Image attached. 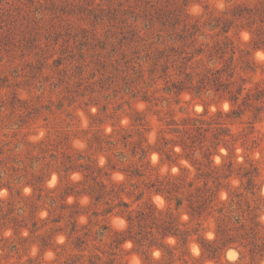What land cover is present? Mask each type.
Returning <instances> with one entry per match:
<instances>
[{
  "label": "rangeland",
  "instance_id": "rangeland-1",
  "mask_svg": "<svg viewBox=\"0 0 264 264\" xmlns=\"http://www.w3.org/2000/svg\"><path fill=\"white\" fill-rule=\"evenodd\" d=\"M247 6H264V0H0V264H55L78 253L65 232L73 220L87 223L83 212L95 208L85 191L93 183L88 164L101 169L96 175L108 184L107 199L119 191L131 209L146 203L173 208L181 228L190 231L186 245L166 239V257L170 251L173 264H264V254L232 242L224 246L217 231L224 217L218 208L224 207L225 215L233 216L231 236L243 232L236 230L235 217H240L247 230L259 223L264 239V98L243 106L241 116L223 119L231 131L230 148H212L210 157L220 172L231 164L234 173L221 179L210 213L191 216L186 199L176 209L174 201L147 186L171 174L197 176L180 145L172 147L174 162L167 159L173 144L163 148L162 137L177 136L170 132L174 123L184 128L197 114L236 107L226 93L214 90L180 95L166 90L164 76L159 77L164 59L157 57L166 46L160 41L174 29L163 22L179 14L178 30L184 23L198 24L200 31L188 39L186 50L202 47L204 53L191 63L198 71L229 64L245 95L247 89H264V47H254L252 32L260 22L249 25L246 17L233 15ZM224 19L232 23L227 33ZM227 39L235 53L229 48L227 61H211L214 46ZM153 67L158 73L150 72ZM170 74L168 79H178L173 68ZM194 156L206 163L199 152ZM136 167L143 176L129 175ZM245 171H251L253 186ZM77 209L81 213L72 215ZM98 218L108 230L90 242L87 256L104 251L123 264L162 258L161 249L141 248L131 240L114 249L113 239L127 221L117 210ZM96 220L92 236L99 229Z\"/></svg>",
  "mask_w": 264,
  "mask_h": 264
},
{
  "label": "trees",
  "instance_id": "trees-1",
  "mask_svg": "<svg viewBox=\"0 0 264 264\" xmlns=\"http://www.w3.org/2000/svg\"><path fill=\"white\" fill-rule=\"evenodd\" d=\"M179 15V14H178ZM174 17L170 22L165 20L163 25L167 24L174 29V33L170 34L167 39L160 38V42L166 45L159 51L157 59H164V63L161 65L162 74L159 77H163L166 83V90L173 92L176 95H180L184 91L195 92L197 94L203 91L214 90L217 93H226L228 99L236 105L231 112H224L222 110L217 111L215 114H209L208 112L197 114L195 117L188 118V123L184 128H180L178 124L174 123L175 127L171 129V133L176 134L175 138L168 139L163 136V148L168 147L170 143L173 145L166 151L167 159L174 162L172 159V147L177 144L180 145L185 153V157L189 159L196 169L198 170L195 179H188L183 176V172L179 174H171L162 178H157L155 181L147 184L148 188H154V191L163 195L169 201L175 202V208L178 209L183 205L184 200L188 201L189 213L191 216H203L204 213H210L211 209L216 206V202L219 199L221 179H229L233 175L231 164L229 167L220 172V166L214 165V161L211 159L212 148H217L219 145H223L230 148L228 137H231V131L225 126L223 122L224 117H230L232 114L241 116L243 114V106H250L252 100L260 101L264 98V89H256V92L252 93V89H247L245 95L243 92L246 90L243 84H237L234 79L235 70L231 69L229 64H224L222 67H206L202 71H198L196 65L191 63L195 57L204 53L202 47L194 49L192 52H187L186 49L190 47L188 39L193 38L198 31H200L198 24L184 23L181 30H178L181 17ZM234 17H246L249 21V25L260 22L256 29H252L254 34L253 42L254 47H264V6L258 7H244L239 11L233 13ZM180 16V15H179ZM174 20V22H173ZM222 31L228 32L232 25L229 19L222 21ZM219 26L220 23L215 24ZM175 34V35H173ZM181 43V45H178ZM233 43L227 39L223 43H217L214 46V50L209 53V57L212 60L227 61L226 55L229 53V48L232 54L235 53ZM233 60V55L229 58ZM198 62V61H196ZM176 71L178 79H168L171 69ZM151 73H158L157 67H153L150 70ZM147 99V96H144ZM241 101L242 103H238ZM139 119V118H138ZM142 125V124H141ZM199 152L203 158L206 159V163H202L194 155ZM141 159L146 157V150H141ZM71 167V166H70ZM116 166L114 165L113 168ZM69 169V168H67ZM85 169L88 171L87 176H91L93 183L89 186L88 190H85L92 200V204L95 208L91 212L85 211L88 221L81 225L78 220L70 222V230L65 232L68 239H72V245L78 253L71 255L64 262L55 264H123L117 263L113 257H105V252H93L88 256L84 254L90 242L97 240L98 237H103L108 230L106 223L100 224L98 220L99 216H107L117 210V213L122 215L127 221V227L116 233L113 239L112 245L114 249H118L127 240H131L135 245L141 248L157 247L163 251V256L160 260H155L148 264H173L171 252L168 251V257H166L165 250L167 248L166 239L174 237L181 242L182 245L188 243L190 231L181 228V223L172 207L164 209L157 208L153 203H146L138 209H131L130 204L119 198L116 192L114 198L107 199L110 195L108 190V184L104 180H99L101 169L94 167V165L88 164ZM183 171V169L181 170ZM251 171H245L243 176L248 177L249 186H253V176H248ZM130 176L141 177L142 171L139 167L130 170ZM212 181L213 186L210 185ZM228 186V185H227ZM226 186V187H227ZM252 187H247L251 189ZM114 191V189L112 190ZM81 191L75 192V195H79ZM143 194V191L141 192ZM240 197L241 194H237ZM231 204L234 203L232 193H229ZM118 199V201H117ZM104 205L103 209L99 207ZM63 209L68 208L67 205L62 206ZM218 212L224 217L221 218L218 225V235L223 240V245L232 242L236 244L237 248H248L252 254L261 253L264 254V239L259 236L260 224L253 222V226L249 230L246 229L244 224H241L240 217H235V223L240 224L236 227V230H243V232L237 234V236H231L230 231L234 227H230L229 223L233 221V216L229 214L225 215L224 207H219ZM81 211L79 209L73 210L72 215H79ZM71 215V216H72ZM62 217L54 219V222H59ZM93 218H96L95 224L99 225V229L94 232V236L90 234L91 226L94 224ZM228 218V219H227ZM37 223H34L36 226ZM59 230H63L60 228ZM91 237V238H90ZM225 239V241H224ZM262 239V240H261ZM261 241V242H260ZM49 243V242H48ZM45 242L44 245H49ZM216 251L215 248H213ZM115 252H110L109 255H115Z\"/></svg>",
  "mask_w": 264,
  "mask_h": 264
},
{
  "label": "bare ground",
  "instance_id": "bare-ground-1",
  "mask_svg": "<svg viewBox=\"0 0 264 264\" xmlns=\"http://www.w3.org/2000/svg\"><path fill=\"white\" fill-rule=\"evenodd\" d=\"M156 201H157L158 204L162 205L163 202H164V199L161 196L158 195V196H156Z\"/></svg>",
  "mask_w": 264,
  "mask_h": 264
},
{
  "label": "clouds",
  "instance_id": "clouds-1",
  "mask_svg": "<svg viewBox=\"0 0 264 264\" xmlns=\"http://www.w3.org/2000/svg\"><path fill=\"white\" fill-rule=\"evenodd\" d=\"M231 259H235V253H229Z\"/></svg>",
  "mask_w": 264,
  "mask_h": 264
}]
</instances>
